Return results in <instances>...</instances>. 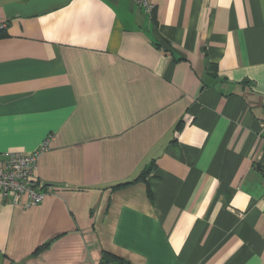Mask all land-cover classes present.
I'll use <instances>...</instances> for the list:
<instances>
[{
	"label": "crops",
	"instance_id": "1",
	"mask_svg": "<svg viewBox=\"0 0 264 264\" xmlns=\"http://www.w3.org/2000/svg\"><path fill=\"white\" fill-rule=\"evenodd\" d=\"M148 2L0 0V264H264V0Z\"/></svg>",
	"mask_w": 264,
	"mask_h": 264
},
{
	"label": "built area",
	"instance_id": "2",
	"mask_svg": "<svg viewBox=\"0 0 264 264\" xmlns=\"http://www.w3.org/2000/svg\"><path fill=\"white\" fill-rule=\"evenodd\" d=\"M143 11L150 14L153 5L148 0H132ZM4 28V24L0 23ZM262 155L255 161L261 171L264 184V134L258 136ZM47 138L31 152L12 151L0 154V200L5 203L29 207L39 204L49 190L37 175V162L40 154L48 148Z\"/></svg>",
	"mask_w": 264,
	"mask_h": 264
},
{
	"label": "trees",
	"instance_id": "3",
	"mask_svg": "<svg viewBox=\"0 0 264 264\" xmlns=\"http://www.w3.org/2000/svg\"><path fill=\"white\" fill-rule=\"evenodd\" d=\"M3 30H4V28L3 27H0V36L3 34ZM150 169H151V165L145 167L142 170V172L139 173V175L136 176L135 178H132L130 180H125V181H122V182H117V183L111 185V188L112 189H117V188H120L122 186H125L126 187V185H128V184H131V183H133L135 181H138L140 179H143L145 177V175L147 173H149ZM147 191L149 193V188L147 189ZM48 244H49V242L43 243L42 245L38 246L35 251H38L40 249H43ZM113 260H116V262L118 261L120 264H127V262L125 260H123L122 258H120L118 256H115L113 254H110L108 252H103L102 253L101 260H100V262L98 264H107L108 262L113 261ZM9 264H18V263L13 262V261H10Z\"/></svg>",
	"mask_w": 264,
	"mask_h": 264
}]
</instances>
